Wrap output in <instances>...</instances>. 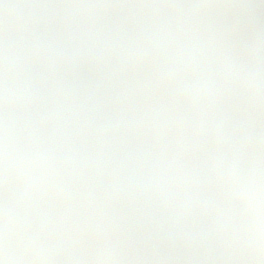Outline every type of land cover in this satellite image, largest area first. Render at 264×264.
Returning <instances> with one entry per match:
<instances>
[{
	"label": "rangeland",
	"instance_id": "374dc122",
	"mask_svg": "<svg viewBox=\"0 0 264 264\" xmlns=\"http://www.w3.org/2000/svg\"><path fill=\"white\" fill-rule=\"evenodd\" d=\"M91 1L0 0V113L20 122L17 134L0 132V256L50 264L46 252L64 242L82 253L79 264H186L185 238L210 229L206 263L225 264L240 258L224 242L247 204L260 215L249 237L264 264V0L242 23L227 0H114L147 30L126 49L105 35L101 8L112 2ZM37 28L47 47L30 44ZM43 59L54 75L22 80L21 67ZM198 146L242 161L215 205L189 195L204 192L190 186ZM159 216L174 220L178 241L151 260L142 243ZM134 218L149 228L119 258L118 230Z\"/></svg>",
	"mask_w": 264,
	"mask_h": 264
},
{
	"label": "water",
	"instance_id": "95a60500",
	"mask_svg": "<svg viewBox=\"0 0 264 264\" xmlns=\"http://www.w3.org/2000/svg\"><path fill=\"white\" fill-rule=\"evenodd\" d=\"M260 1L261 0H249L246 3L247 4L246 7L243 8L244 14L242 16L238 15V17L241 20H244L249 15L250 5L259 3ZM152 34L154 36L162 35L158 31H152ZM113 35L119 37L122 43L129 44V43H133L138 40H142L144 38V30L142 26L137 24L135 21H128V22H125L124 25L117 26L115 28V31H113ZM34 38L35 39L33 40V43L35 45L47 44L49 42V39L45 37L41 31H36ZM52 73H53L52 66L48 64V62H45V61L40 62L34 67H26V68H23L22 70L23 76L26 77L27 79L42 78V77L50 76ZM17 128H18V121L16 117L14 118L12 122L9 123L5 116L0 115V129L16 132ZM219 162H222V160L217 159L214 165L219 164ZM10 197L15 202H18V203L25 202V197L21 193L15 190H11ZM254 217H256V214H254ZM160 223L166 228H171L172 226L171 225L172 222L170 220H164L163 222L161 220ZM141 228H142V225L138 223L137 221L129 222L123 226V228L120 230V233L124 235V237H126V240L128 239L130 240L127 241V245L125 247L118 250L119 254H125L127 252V247L130 244H132V241L134 240L136 233ZM208 235L209 233L207 232L194 234L189 238V240L195 243L203 242V246L201 247V251H203L206 248L208 241H210V238H207ZM168 237L164 235L162 236L161 234H156V235L151 236L147 242L148 244H146V248L149 250L150 254L154 255L151 252V249L153 248L154 246L153 243L155 242L160 243V250L164 248L166 245L171 244L174 239L173 238L168 239ZM165 238H167V240ZM78 258H79L78 252L72 247L66 246L64 244H58L56 247L53 248V251H52L53 264H61V263L74 264V262ZM0 264H20V263L18 262L16 257H12L9 259L2 257L0 258Z\"/></svg>",
	"mask_w": 264,
	"mask_h": 264
},
{
	"label": "flooded vegetation",
	"instance_id": "af4514ba",
	"mask_svg": "<svg viewBox=\"0 0 264 264\" xmlns=\"http://www.w3.org/2000/svg\"><path fill=\"white\" fill-rule=\"evenodd\" d=\"M219 174V172L218 171H213V172H211V175H213V176H222V175H218ZM224 175V174H223ZM212 184V183H211ZM215 186H216V184H214ZM212 189H215L216 190V188L215 187H213ZM202 195V194H201ZM216 197H217V193H216ZM243 223H247V221L246 220H243ZM249 230V229H248ZM248 230H244V231H241V230H238V231H235L236 233H245V232H248ZM248 243V242H247ZM235 250H236V252L237 253H239L240 254V258H237V259H233V261L231 262H224L225 264H257V263H259V261H258V259H257V261L256 262H254V261H251V258H250V256H249V251H248V249L247 248H249V247H247V248H242V247H239V246H237V245H234V247H233ZM187 254V253H186ZM156 259H158V257H156V258H152L151 260H156ZM191 260H195V263L194 264H207L206 262L209 260V257H203V258H200V257H189V256H187L186 257V264H191ZM207 260V261H206ZM153 264V263H152ZM217 264H222V263H217Z\"/></svg>",
	"mask_w": 264,
	"mask_h": 264
}]
</instances>
